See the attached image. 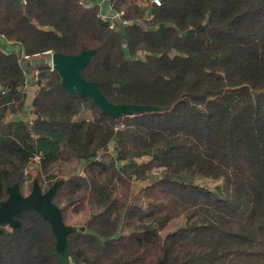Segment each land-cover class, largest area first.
<instances>
[{
  "label": "trees",
  "instance_id": "16d2710c",
  "mask_svg": "<svg viewBox=\"0 0 264 264\" xmlns=\"http://www.w3.org/2000/svg\"><path fill=\"white\" fill-rule=\"evenodd\" d=\"M109 5L127 23L111 27L97 0H0V37L23 49L0 45V203L8 186L22 190L36 161L47 189L64 179L54 198L64 220L70 210L85 213V230L69 237L72 264H264V242L232 237L210 246L195 233V216L171 228L176 218L154 202L165 184L232 214L252 202L264 228V0ZM88 48L96 53L83 73L110 100L168 108L114 117L69 93L50 53ZM41 58L32 78L24 62ZM30 82L38 87L34 118L10 119L26 107ZM87 109L91 117L76 118ZM169 135L192 138L205 154L240 166L244 178ZM60 162L83 172L60 177ZM16 217L20 227L2 225L0 264H62L49 222L34 209Z\"/></svg>",
  "mask_w": 264,
  "mask_h": 264
},
{
  "label": "water",
  "instance_id": "95a60500",
  "mask_svg": "<svg viewBox=\"0 0 264 264\" xmlns=\"http://www.w3.org/2000/svg\"><path fill=\"white\" fill-rule=\"evenodd\" d=\"M95 53L96 48L83 49L76 54L61 51H52L50 53L49 58L52 66L59 73L61 86L65 90L69 93H79L81 96L90 98L102 112L114 117L140 111H163L168 108L110 100L101 90L99 83L88 79L83 73L84 68L90 63ZM44 61H46L45 58L26 61L28 72L32 73V65ZM63 182L64 179H59L51 184L48 189L44 190L39 180L34 178L32 189L28 194L22 192L19 183L8 186V197L0 203V235L3 232L2 225H9L12 228L20 227L22 223L16 215L34 209L51 225L57 239L56 250L61 263L72 264L69 237L77 229L85 230L86 226L77 227L68 224L64 220L60 206L55 203L54 198Z\"/></svg>",
  "mask_w": 264,
  "mask_h": 264
},
{
  "label": "rangeland",
  "instance_id": "374dc122",
  "mask_svg": "<svg viewBox=\"0 0 264 264\" xmlns=\"http://www.w3.org/2000/svg\"><path fill=\"white\" fill-rule=\"evenodd\" d=\"M153 2V0H138V4L142 6H149ZM147 14L148 13H146L145 16L147 17V19H150L151 17L149 16V14ZM147 53H149L147 50L141 49L137 55L138 57L144 59ZM24 66L27 68L28 71L26 62H24ZM37 90L38 87L36 89V92ZM32 92L34 91L30 90V98L33 97ZM90 111V109H87L84 113H81L76 116V118H81L84 116L91 117ZM31 118L33 119L34 116ZM32 119H30L29 121L31 122ZM168 138L175 145H178L182 140H185L190 145L191 153L196 154V156L200 155L207 157L216 164L224 165L219 159H217V157H211L205 154L202 151V148L199 147L190 137H176L173 135H169ZM110 148L112 150L114 149V142L111 143ZM224 166L226 168H229L228 170L233 176H238L242 179L244 178V172L240 166ZM37 168V162L32 161L25 169L23 177L26 182L22 185V192L24 194H28L31 191V181L36 178L35 174L37 172ZM163 168V165H158L154 167L150 175L152 176L153 174H157ZM53 171L56 175L67 178L74 172L82 173L83 168L82 165L78 164L77 162H60L55 165ZM145 184L146 183H144L143 181H140V186H144ZM162 186L163 187L158 186V189H160L161 192L158 193V196H155L156 200L154 199V202L163 206L166 211H168L172 216L176 218L174 222H172L171 228L179 227L180 224L184 223V220L182 218L185 215L189 214L195 216V222L197 224L195 233L205 238L210 246L218 244V242L222 243V241H224L225 239L232 237H237L249 242H264V228L262 226L261 216L255 209L252 202L248 204H243L240 209L236 212V214H232L226 209L218 208L207 203L200 202L199 200H192L189 198L185 199L176 193V190L172 185L165 184ZM42 187L44 188V190L47 189L45 185H42ZM145 191L150 193L149 188H147V190L144 189L142 191V195L146 194ZM154 194L156 195V193ZM86 220L87 219L85 217V213H76L73 210L68 211V224L76 226H86L82 223ZM6 229L9 230L11 229V227L7 225ZM167 231L168 230H166V232ZM163 234L164 231H162L161 235ZM153 239L154 241H156L157 236H155Z\"/></svg>",
  "mask_w": 264,
  "mask_h": 264
},
{
  "label": "crops",
  "instance_id": "0c3cea01",
  "mask_svg": "<svg viewBox=\"0 0 264 264\" xmlns=\"http://www.w3.org/2000/svg\"><path fill=\"white\" fill-rule=\"evenodd\" d=\"M99 1V0H97ZM100 1H103V0H100ZM113 10L110 8V5H109V2H104L103 4V12L105 14H109V12H112ZM0 45H4V48L6 51L8 52H11V51H18V52H22V47L20 44H17V43H14L12 41H9V40H5L4 38L0 37ZM27 59V58H26ZM34 76V72H32V78ZM36 89H37V86L30 82V84L28 85L27 87V90H28V100L26 101V107L20 111L18 114H11V117L10 119L12 118H22L24 119L25 121H29L30 119H32L31 117L34 116V113H33V106H32V101H33V98L35 96V92H36ZM30 90H33L34 92H32L33 94V97L30 98Z\"/></svg>",
  "mask_w": 264,
  "mask_h": 264
},
{
  "label": "built area",
  "instance_id": "2783aa9c",
  "mask_svg": "<svg viewBox=\"0 0 264 264\" xmlns=\"http://www.w3.org/2000/svg\"><path fill=\"white\" fill-rule=\"evenodd\" d=\"M83 1H89V0H83ZM91 1L93 3L94 0H91ZM107 1L109 2V0H103V1L99 0L98 2L103 7L104 2H107ZM153 1L156 2L157 4H160V0H153ZM21 2L23 4H26L27 0H21ZM123 13H124L123 11H120V12L112 11V12H109V14H105L101 10L100 15L103 20H106L110 23L111 27L117 28L121 23H127V21L122 20ZM149 16L152 17L151 12L149 13ZM48 63L51 66V68L54 69L50 58L48 59Z\"/></svg>",
  "mask_w": 264,
  "mask_h": 264
}]
</instances>
